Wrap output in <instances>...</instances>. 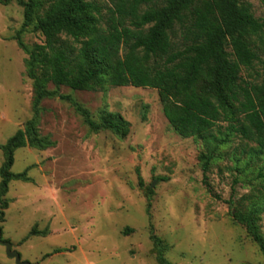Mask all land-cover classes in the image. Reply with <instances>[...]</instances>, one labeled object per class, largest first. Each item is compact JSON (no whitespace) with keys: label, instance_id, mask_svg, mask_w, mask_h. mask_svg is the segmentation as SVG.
Returning <instances> with one entry per match:
<instances>
[{"label":"rangeland","instance_id":"374dc122","mask_svg":"<svg viewBox=\"0 0 264 264\" xmlns=\"http://www.w3.org/2000/svg\"><path fill=\"white\" fill-rule=\"evenodd\" d=\"M90 1L104 14L111 7L108 0ZM240 1L264 23V0ZM24 12L16 1L0 3V168L1 146L33 117V83L16 37L21 33L29 48L44 37L33 25L23 29ZM260 56L253 67H241L239 86L264 80V46ZM59 92L87 108L95 121L104 109L121 114L130 132L124 139L95 133L69 102L41 103L39 134L55 146L16 151L11 171L26 172L29 181L10 183L0 220L2 240L14 245L23 262L159 264V238L172 264H264L258 245L233 217L234 210L246 213L254 202L264 208V156L252 154L254 143L234 135L204 173L200 157L209 153L208 145L173 129L156 89ZM227 125L219 123L223 134ZM259 216L264 236L263 210ZM0 264H16L2 245Z\"/></svg>","mask_w":264,"mask_h":264},{"label":"trees","instance_id":"16d2710c","mask_svg":"<svg viewBox=\"0 0 264 264\" xmlns=\"http://www.w3.org/2000/svg\"><path fill=\"white\" fill-rule=\"evenodd\" d=\"M12 1L24 8L23 29L33 25L44 42L29 48L21 33L16 37L27 55L26 75L33 83V117L1 146L0 220L9 205L10 183L29 181L26 172L11 171L16 151L55 146L38 130L45 99L69 102L92 132L110 131L121 139L130 132V123L121 114L104 109L95 121L82 104L60 94V87L84 92L110 87L156 89L173 129L208 145L209 153L200 157L204 173L219 147L234 135L256 145L253 155L264 156V80L238 84L241 67L251 68L260 61L264 46V23L255 18L249 4L240 0H108L111 7L104 14L103 7L90 0L0 3ZM50 84L57 89L50 90ZM220 122L228 123L225 134ZM261 210L254 202L246 213L234 210L233 217L245 226L264 257V236L258 225ZM155 243L158 263L172 264L165 258L161 240L155 238Z\"/></svg>","mask_w":264,"mask_h":264},{"label":"water","instance_id":"95a60500","mask_svg":"<svg viewBox=\"0 0 264 264\" xmlns=\"http://www.w3.org/2000/svg\"><path fill=\"white\" fill-rule=\"evenodd\" d=\"M152 186H154V184ZM0 245L6 248V253L8 257L14 259L16 264H29L21 260L20 254L16 250H14V245L12 243L2 240L1 234H0Z\"/></svg>","mask_w":264,"mask_h":264}]
</instances>
